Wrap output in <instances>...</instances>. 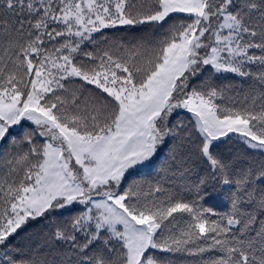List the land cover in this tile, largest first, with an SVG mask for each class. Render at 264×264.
<instances>
[{"label":"snow or ice","instance_id":"obj_1","mask_svg":"<svg viewBox=\"0 0 264 264\" xmlns=\"http://www.w3.org/2000/svg\"><path fill=\"white\" fill-rule=\"evenodd\" d=\"M0 264H264V0H0Z\"/></svg>","mask_w":264,"mask_h":264},{"label":"trees","instance_id":"obj_2","mask_svg":"<svg viewBox=\"0 0 264 264\" xmlns=\"http://www.w3.org/2000/svg\"><path fill=\"white\" fill-rule=\"evenodd\" d=\"M207 75V74H205ZM229 79L234 83L239 84L240 80L238 77H233L229 74ZM233 137L232 141L227 143H222L220 145V150L225 151L226 153L231 150H243V146L236 143V134H230ZM167 151H161L158 156L153 161V168H148L144 170H137L128 178V183L136 181H145V182H155L160 180L166 175V169L168 167ZM196 177L192 176L191 180H195ZM208 206H211L216 212L224 213L228 210V199L226 196H214L211 200L207 202ZM44 227L43 221H32L30 222L21 232L16 239V243H19L23 246L27 242L29 236L40 232Z\"/></svg>","mask_w":264,"mask_h":264},{"label":"rangeland","instance_id":"obj_3","mask_svg":"<svg viewBox=\"0 0 264 264\" xmlns=\"http://www.w3.org/2000/svg\"><path fill=\"white\" fill-rule=\"evenodd\" d=\"M153 162V161H152ZM152 162L150 163V164H148L147 166H144V167H140V168H138L137 170H144V169H148V168H150L151 166H152ZM136 170V171H137Z\"/></svg>","mask_w":264,"mask_h":264}]
</instances>
